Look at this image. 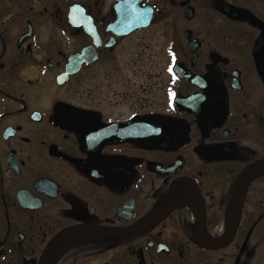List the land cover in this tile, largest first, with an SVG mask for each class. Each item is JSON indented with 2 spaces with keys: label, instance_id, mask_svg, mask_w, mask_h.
<instances>
[{
  "label": "flooded vegetation",
  "instance_id": "1",
  "mask_svg": "<svg viewBox=\"0 0 264 264\" xmlns=\"http://www.w3.org/2000/svg\"><path fill=\"white\" fill-rule=\"evenodd\" d=\"M255 162L264 0H0V264L77 236L52 264H252L264 174L230 245L198 218L216 236Z\"/></svg>",
  "mask_w": 264,
  "mask_h": 264
},
{
  "label": "water",
  "instance_id": "2",
  "mask_svg": "<svg viewBox=\"0 0 264 264\" xmlns=\"http://www.w3.org/2000/svg\"><path fill=\"white\" fill-rule=\"evenodd\" d=\"M121 124H116L110 127H107L106 129L109 132H113L115 130L123 129ZM264 169V162H255L248 167H246L241 176L239 177L236 189H235V199L233 201L234 205L232 208L231 216L229 217L227 227L225 231L219 235V236H213L210 233L207 232L205 226H204V217H199V232L198 236L200 238V241L205 246L206 249L209 250H220L228 245H230L237 233L238 227L240 225L241 221V214H242V206L245 201L246 194L248 192V188L252 181L254 180L255 176L260 172V170ZM155 220L150 221H144L142 223L136 224L134 226L126 227L123 229H118L114 231H106L105 228L99 229L97 231V234L104 236V237H113V238H128V237H138L145 234V232L148 231V229L152 226L151 222ZM68 230L62 232L58 236L59 239H63L67 237ZM57 241L52 242L48 245L46 248L43 258L40 262V264H52L50 257H52V254L57 246ZM161 246H159V249Z\"/></svg>",
  "mask_w": 264,
  "mask_h": 264
},
{
  "label": "rangeland",
  "instance_id": "3",
  "mask_svg": "<svg viewBox=\"0 0 264 264\" xmlns=\"http://www.w3.org/2000/svg\"><path fill=\"white\" fill-rule=\"evenodd\" d=\"M222 226H223V221H221L219 223L218 227L215 228L214 235L217 236L221 233ZM243 231H244V233H241V235H240L241 239L239 240L240 241L239 244H241L243 242V238H244L245 233H246V236H248V234H247L248 230L247 229L245 230V228H244ZM249 236H251V237L249 238L248 243H249L250 249L252 250V252H254L253 260L257 258V260L256 261L254 260V262H252V264H264V230L256 228V230L253 231L251 234H249ZM197 257L206 258L208 256L198 254Z\"/></svg>",
  "mask_w": 264,
  "mask_h": 264
},
{
  "label": "bare ground",
  "instance_id": "4",
  "mask_svg": "<svg viewBox=\"0 0 264 264\" xmlns=\"http://www.w3.org/2000/svg\"><path fill=\"white\" fill-rule=\"evenodd\" d=\"M261 174H264V169L260 170V172L257 175H261ZM228 220H229V214L223 222L222 231L219 235H221L225 231ZM84 238L86 239L88 238V236H77L74 238L72 237L64 241L53 253L51 261L53 262L54 260H56L68 247L72 246L73 244H75L80 240H83Z\"/></svg>",
  "mask_w": 264,
  "mask_h": 264
}]
</instances>
